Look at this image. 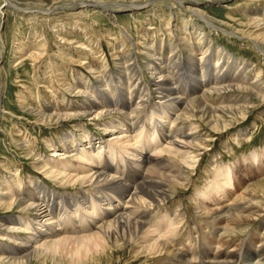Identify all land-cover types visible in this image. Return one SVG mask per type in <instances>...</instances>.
I'll return each mask as SVG.
<instances>
[{"label": "bare ground", "instance_id": "bare-ground-1", "mask_svg": "<svg viewBox=\"0 0 264 264\" xmlns=\"http://www.w3.org/2000/svg\"><path fill=\"white\" fill-rule=\"evenodd\" d=\"M153 1L74 0L59 7L92 6L106 10L114 19L115 11L125 9L135 15L138 8ZM5 2L7 4L9 0ZM172 2L173 5L179 3L202 20L180 18L176 26L182 42L170 41L172 26L168 27L169 31L165 29L167 24L170 25L168 21L163 22L165 26L153 30L158 36L155 44L142 41L145 34L138 31L140 39L131 40L134 52L124 50L127 46L124 42L111 45L114 68L110 67L106 55L100 59L93 49L79 42L74 47L91 50L92 60L97 59L100 66L91 59L82 62L77 58L86 64L91 76L76 71L62 91L70 92V96L72 93L85 95L88 100H62L58 108L50 105L41 110L27 106L26 110L42 123L64 121L90 111L97 118L107 116L97 124L112 136L96 142L82 128L79 131L82 143H79L76 133L68 131L63 138L72 142L73 149L67 156L76 159L80 166H75L70 160L47 159L41 153L37 155L31 142L26 140L27 135L18 139L24 153L34 155V166L47 177L61 184L78 182L83 188L92 190V194L86 195L83 190L80 192L83 200H78V197L57 193L39 183L34 192L25 191L17 172L0 176V184H6L5 190L0 191V203L4 201L2 204L9 209L17 206L29 216L4 217L2 225L7 232L1 234L0 242L5 243L4 239H7L10 243L0 244V264H27L33 257L58 258L63 254L81 262L91 253L113 250L112 254L127 246L136 258L151 260L146 264H264V201L255 193H238L225 199L227 191L234 185L236 174L232 164H216L208 182L197 188L195 197L191 196L194 201L192 218L187 219L186 207L172 203V196L176 195L179 187L193 180L190 172L199 161L198 148H204L209 140L198 131L199 124L192 119H206L210 129L223 130L231 123V116L227 114L244 116L251 103L248 94L256 99L264 98L260 71L252 79L243 59H236L222 46L215 53L205 25L217 32L249 38L252 47L264 56V9L245 10L249 14L246 22L252 29L243 35L235 28L229 30L213 23L209 14L197 7V1L192 6L184 5V0ZM11 5L16 10L19 8L16 4ZM3 8H0L1 14H4ZM151 26H145L146 33L153 28ZM53 30L58 33L59 29ZM167 33L165 40L162 35ZM127 36L131 39L129 34ZM60 38L67 41L62 36ZM137 43L142 44L143 49ZM183 46L188 54H182ZM137 50L146 55L143 65ZM42 54L40 49L30 51L27 56L39 60ZM232 64L237 67L232 68ZM52 70L57 69L52 67ZM145 70L151 76L150 82L145 79ZM228 88L242 95L229 102L209 99L213 92L222 94ZM153 97L157 100H152ZM144 107H147L146 116L143 115L145 122L140 123L137 115ZM181 119L184 123L178 124ZM47 145L55 146L52 142ZM59 146L51 149V156L64 154L60 151L67 147L65 141H61ZM258 155L256 150H252L250 161L255 164ZM122 199L125 205L119 204ZM31 209L33 215L29 213ZM6 220L14 224H7ZM22 230H32V233L29 237L15 235Z\"/></svg>", "mask_w": 264, "mask_h": 264}, {"label": "rangeland", "instance_id": "rangeland-1", "mask_svg": "<svg viewBox=\"0 0 264 264\" xmlns=\"http://www.w3.org/2000/svg\"><path fill=\"white\" fill-rule=\"evenodd\" d=\"M72 1L74 0H9V3L6 4L5 0H0V8L2 6L4 7V14L0 12V176L4 177V175H11L12 172H17L19 175L18 178H22L23 180L22 190L34 192L37 187L36 184L39 183L41 186L53 189L57 193H67L71 197H78V200H80L82 199L80 195L81 191L84 190L86 195H89L92 190H87L86 187L83 188L78 182H75V184L71 182L61 184L52 177H47L44 172L34 166V155L31 156L32 154H29L27 156L24 153L23 146L18 145V142H20L18 139L27 135L25 138L31 142L34 147L33 150L37 155L41 153L47 159L70 160L75 166H80V163L76 159L67 156V153L73 149V144L71 141L63 138V136L68 131H74L76 133V140H80L81 142L79 143H82L79 131L84 128L89 132L90 136L94 137V141L106 140L112 134L103 131L102 126L97 123L98 121L102 122L107 116L97 118L90 111V113L76 118H70L64 121L50 120L49 122L42 123L41 121H37L36 117L32 116L26 108L41 110L46 106L50 107V105L52 108H58L62 100H75L77 98L78 100H83L87 98L85 95H77L74 93H72L73 96H70V92L62 91V88L66 86L65 83L71 81L70 79L75 75L76 71L83 72L84 76H91V72L87 69L86 64L82 62L91 59V62H96L100 66L97 59L92 60L91 50L84 51V49H76L74 47L79 42H83L88 48L93 49L100 59L105 58L103 56L106 55L110 67L114 68V60L112 59L113 56L110 50L111 45L124 42L125 46L127 45L126 47H129L128 49L125 47L124 50L131 49L134 52L135 49L134 45L131 44V40L140 39L139 33H136L138 31L145 34L146 38L144 40L141 38L142 41L154 42L155 44L158 41V36H155L153 30L165 26L163 22L167 21L170 22V25L167 24L165 29L168 30V27L172 26V33L169 36L172 40L170 41L180 43L182 42L180 39L181 34L176 26L180 18H187L199 22H202V20L190 11H187L179 3L173 5L172 0H154L150 5L146 4L148 6L144 5L145 7L138 8L135 15H132L125 9L115 11L114 19L108 16L106 10L92 6L82 7L75 5L70 6L71 8L67 6L64 8L59 7L65 2ZM110 1L129 2L130 0ZM184 1V5L187 6H192L193 2L197 1V7L209 14L213 23L229 30L235 28L236 30H234L236 32L245 33V35L248 30L252 29L246 22L249 14L245 10L256 7L262 10L264 9V0ZM11 4H16L19 8L17 10L14 9ZM62 25L65 26L63 27ZM140 26H142V29H137ZM145 26L146 28L153 27L152 29H148L149 31L147 30V33L150 32L149 34L146 33ZM205 28H207L212 38L213 51L216 53L215 50L219 46H222L228 53L233 54L236 59H243L248 70L247 73L252 79L260 71V82L264 88V56L260 55L252 47L251 40L247 37L238 38L233 35H228L222 31L217 32L218 30L210 29L207 25H205ZM53 29H59L58 33ZM126 33L131 36V39H129ZM168 34L166 36L162 35L166 38L165 40H167ZM61 36L66 38L67 41L63 42V39L60 38ZM186 37L190 39L188 34H186ZM124 38L126 39L125 41ZM139 44L137 43V45ZM19 47L23 49L19 50ZM139 47L143 49L142 44ZM181 48L183 51L182 54H188L184 46ZM40 49L43 50L45 56L42 54L39 60H34L33 57L27 56L30 51ZM137 55L140 63H144L143 59L146 58V55L139 51ZM77 58L81 59L80 61L82 62L77 60ZM74 60L76 61L74 62ZM231 66H233L232 68H235L234 66L237 67L235 64ZM52 67L56 68L58 72L57 70H52ZM179 67H181V63ZM145 71V79L150 82L151 76L147 70ZM180 71L182 72L183 70L181 69ZM54 74L55 76H53ZM230 89L228 88L222 94L213 92L212 95H209V99L213 101L223 100L224 102L228 100L229 102L234 97H240L242 95L241 92ZM247 98L251 103L244 116L237 114L232 117L231 114H227L228 117L231 116V123L223 130L210 129L205 122L206 119L205 121H200L198 117L192 119L196 124H199L198 131L206 135V139L209 140L206 141L207 145L204 148H198L199 165L197 163L195 169L190 172L193 180H189L191 183L185 182V185L183 187L181 186L182 188L179 187L176 191V195L172 196V203H179L182 207L187 208L185 214L187 219L194 216L191 206L194 204V201L191 200V196L195 197L197 188H201L208 182L212 176L211 170L219 163L223 165L232 164L233 173L235 172L236 174L233 178L234 185L227 191L225 199L233 198L238 193H255L260 196L258 197L259 199L264 201V98L256 99L251 94H248ZM96 100L99 101L98 99ZM152 100H157V97H153ZM88 103H90V100ZM146 103L148 102L146 101ZM146 109L147 107H144L138 112L137 117H139L138 121L140 123L145 122L144 116H146ZM139 115H142V117ZM181 123L183 124L184 120L181 119L178 122V124ZM18 133L20 135H17ZM61 141H65V146H67L62 147L63 150L60 151V153L64 152V154L51 156V149L59 148ZM46 142H52V146H55L49 147ZM252 150H256L259 154L255 164L250 161L251 157H249ZM5 188L6 184L2 182L0 184V191L1 189L5 190ZM236 200L239 199L237 198ZM3 202L1 200L0 203V240L2 239L1 234L7 232L2 225L5 216L10 217L12 215L14 217H20L24 215L29 218L27 212L21 211L19 207L13 206L9 209L2 204ZM119 204L125 205L123 199ZM188 206L191 207L189 208ZM29 213L33 215L34 211L31 209ZM6 221L7 224H14L10 220ZM238 228L244 227L238 226ZM28 231H17L15 235L29 237L32 230ZM252 233H254L253 230ZM4 240L10 243V240ZM6 241L5 243L0 242V244H6ZM186 242L189 243V241ZM112 251L109 250L108 253H102V251L91 253L81 262L63 254L59 255L58 258L51 256L33 257L27 264H146L151 262V260H144V257L136 258L128 246L122 251H115L111 254Z\"/></svg>", "mask_w": 264, "mask_h": 264}]
</instances>
